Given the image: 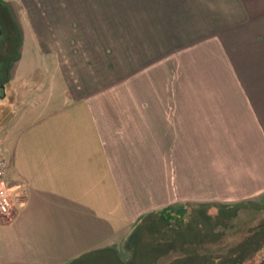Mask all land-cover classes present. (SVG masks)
<instances>
[{
  "label": "crops",
  "instance_id": "obj_1",
  "mask_svg": "<svg viewBox=\"0 0 264 264\" xmlns=\"http://www.w3.org/2000/svg\"><path fill=\"white\" fill-rule=\"evenodd\" d=\"M208 1L184 10L199 43L183 45L178 59L181 43L162 34L173 52L122 80L110 82V53L92 46L87 56L99 61L75 64L36 41L58 69L43 88L11 67L0 100L17 110L0 148L8 180L26 195L6 220L10 251L0 264H58L103 249L112 220L121 235L143 220L264 199V0ZM234 11L249 24L237 26ZM201 16L218 19L216 37H205Z\"/></svg>",
  "mask_w": 264,
  "mask_h": 264
},
{
  "label": "rangeland",
  "instance_id": "obj_2",
  "mask_svg": "<svg viewBox=\"0 0 264 264\" xmlns=\"http://www.w3.org/2000/svg\"><path fill=\"white\" fill-rule=\"evenodd\" d=\"M191 1L0 0V99H4L6 88L9 92L12 66L16 73H31L30 88H43L46 76L58 74L55 61L42 53L36 41L42 49L49 47L50 55L58 60L62 57V62H68L71 58L75 64L99 61L96 52L87 56L88 47L109 51L112 83L138 72V66L171 54L177 43L181 44L174 55H179L187 49L183 45H195L201 41L199 36L203 37L199 25L187 15L189 11H184ZM208 3L194 0L193 6L207 8ZM244 19L236 18L237 26L248 25ZM201 20L202 25L208 20L205 37L219 34L218 19L201 16ZM189 29L198 34H190ZM162 34L174 43L173 48L159 41ZM176 83L175 96L179 95ZM14 109L17 107L8 106L7 99L0 100V139L13 120ZM0 156L9 165L7 149L0 148ZM206 209L189 212L185 220H143L130 226L131 233L126 229L121 235H115L122 230L121 222L112 220L114 234L105 248L83 251L58 264H264V199L235 208L207 205ZM6 226V220H0L2 257L10 251Z\"/></svg>",
  "mask_w": 264,
  "mask_h": 264
},
{
  "label": "built area",
  "instance_id": "obj_3",
  "mask_svg": "<svg viewBox=\"0 0 264 264\" xmlns=\"http://www.w3.org/2000/svg\"><path fill=\"white\" fill-rule=\"evenodd\" d=\"M8 163L0 159V218L12 220L25 200L24 185L8 180Z\"/></svg>",
  "mask_w": 264,
  "mask_h": 264
}]
</instances>
